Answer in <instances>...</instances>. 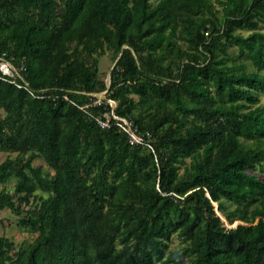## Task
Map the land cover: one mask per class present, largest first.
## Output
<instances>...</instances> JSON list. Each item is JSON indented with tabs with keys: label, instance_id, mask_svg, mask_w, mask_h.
<instances>
[{
	"label": "trees",
	"instance_id": "1",
	"mask_svg": "<svg viewBox=\"0 0 264 264\" xmlns=\"http://www.w3.org/2000/svg\"><path fill=\"white\" fill-rule=\"evenodd\" d=\"M261 23L264 0H0V56L25 67L35 93L0 78V149L37 151L56 170L53 197L26 210L1 189L16 164H0V210L39 232L13 256L1 238L0 264H156L178 231L184 253L172 260L264 264ZM225 38L258 71L244 70ZM107 51L117 65L103 91L153 135L154 152L99 125L109 103L84 108L100 81L94 56ZM215 204L240 224L226 226Z\"/></svg>",
	"mask_w": 264,
	"mask_h": 264
},
{
	"label": "rangeland",
	"instance_id": "2",
	"mask_svg": "<svg viewBox=\"0 0 264 264\" xmlns=\"http://www.w3.org/2000/svg\"><path fill=\"white\" fill-rule=\"evenodd\" d=\"M57 1L60 2L61 0ZM151 1L154 4L159 2V0ZM61 7H65L64 3L61 4ZM60 20L62 19L60 18ZM260 31L264 32V23L260 24ZM178 33L179 34L176 39L177 44L184 50H188L189 44L184 40L181 29H179ZM236 33L248 35L250 32L237 30ZM223 41L228 44L226 48L228 54L231 56H238V63L244 68V70L248 72L258 71L254 63L249 58L239 57V49L234 44L229 43L227 38ZM75 45L76 44L74 43L72 46ZM94 57L98 58L99 61L98 68L100 81L97 86V91L87 95L88 103H93L99 100H103L105 103H108L110 101L107 96L108 91H103V87L106 85V88L109 89L111 86V84L108 86L109 77H111L113 70L116 68L117 60L114 58L111 51H107L103 55L97 54ZM4 59L7 58L6 55L3 54L0 56V68ZM261 74H264V71H262ZM259 97L260 102L258 105L264 107V95L259 94ZM144 109L146 108L140 107L138 113L143 112ZM148 110L149 111L147 113L153 114L155 112V109L153 108ZM7 115L8 112L5 109L0 108V120H4ZM242 142L252 145L255 141L242 140ZM6 160L13 161L17 168L11 172V176L1 186V189H4L6 193L12 195L17 207H21L26 210H33L40 207L44 203H47L53 197V190L49 185H47V183L55 177L56 170L46 163L42 155H40L37 151L20 154L19 152H5L0 149V164L4 163ZM189 164L190 160L184 159L178 165L179 174H182L185 167L189 166ZM256 172L262 179H264V166H260ZM19 184H22L24 188L28 190L18 192L17 187ZM216 206L218 205L216 204ZM226 207L227 210L231 212L234 211L236 205L227 202ZM258 221L260 220L258 219L257 222ZM224 222L228 227L240 224V222H237L234 225H230L226 220ZM38 235L39 232L32 231L30 228L22 226L20 218L10 209L0 210V239L5 238L13 244V248L9 253L11 256H13L21 247H28L33 244ZM167 235L163 239L166 243L165 255L162 260L157 261L156 264H193L192 260L187 256L172 260L173 256H170V254L182 255L184 253L185 243L183 242V237L180 231L171 234L169 238H167Z\"/></svg>",
	"mask_w": 264,
	"mask_h": 264
},
{
	"label": "built area",
	"instance_id": "3",
	"mask_svg": "<svg viewBox=\"0 0 264 264\" xmlns=\"http://www.w3.org/2000/svg\"><path fill=\"white\" fill-rule=\"evenodd\" d=\"M25 70L26 69L24 66L20 69H17L12 64V62L4 59L1 63L0 73L2 76H0V78L15 84L20 88L26 89L31 95H35V93L30 89L29 83L23 78L21 74ZM19 79L23 81L22 84H20ZM64 97L68 99L67 96ZM103 102V100H99L93 103L89 102V104L84 108H88L89 106L101 105L103 104ZM108 103L112 107V110L104 114V117H96V121L99 123V125L102 128H111L112 126H118L124 133L129 136L130 143L132 145L143 146L154 152L153 145L150 142L153 139V135L150 132L147 134L141 133L134 121L118 116L115 112L117 108V103L115 101L110 100Z\"/></svg>",
	"mask_w": 264,
	"mask_h": 264
},
{
	"label": "water",
	"instance_id": "4",
	"mask_svg": "<svg viewBox=\"0 0 264 264\" xmlns=\"http://www.w3.org/2000/svg\"><path fill=\"white\" fill-rule=\"evenodd\" d=\"M109 84H108V86H110V84H111V77H109V82H108ZM216 205V204H215ZM217 207V209H216V211H217V213H218V215L221 217V219L223 220V221H225L224 220V218L220 215V213H219V209H218V206H216ZM237 225V224H236ZM235 225V226H236ZM235 226H233V227H235Z\"/></svg>",
	"mask_w": 264,
	"mask_h": 264
}]
</instances>
